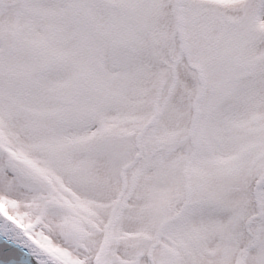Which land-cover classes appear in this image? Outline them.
I'll return each instance as SVG.
<instances>
[{
    "label": "rangeland",
    "instance_id": "374dc122",
    "mask_svg": "<svg viewBox=\"0 0 264 264\" xmlns=\"http://www.w3.org/2000/svg\"><path fill=\"white\" fill-rule=\"evenodd\" d=\"M0 207L63 264H264V0H0Z\"/></svg>",
    "mask_w": 264,
    "mask_h": 264
},
{
    "label": "water",
    "instance_id": "95a60500",
    "mask_svg": "<svg viewBox=\"0 0 264 264\" xmlns=\"http://www.w3.org/2000/svg\"><path fill=\"white\" fill-rule=\"evenodd\" d=\"M120 66V62L113 61L110 69L117 71ZM0 264L62 263L0 209Z\"/></svg>",
    "mask_w": 264,
    "mask_h": 264
},
{
    "label": "bare ground",
    "instance_id": "6f19581e",
    "mask_svg": "<svg viewBox=\"0 0 264 264\" xmlns=\"http://www.w3.org/2000/svg\"><path fill=\"white\" fill-rule=\"evenodd\" d=\"M40 120H42V119L40 118Z\"/></svg>",
    "mask_w": 264,
    "mask_h": 264
}]
</instances>
